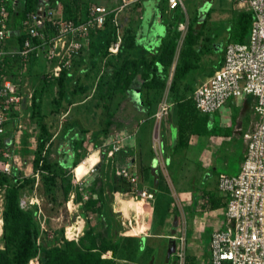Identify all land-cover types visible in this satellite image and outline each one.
<instances>
[{
    "label": "rangeland",
    "instance_id": "374dc122",
    "mask_svg": "<svg viewBox=\"0 0 264 264\" xmlns=\"http://www.w3.org/2000/svg\"><path fill=\"white\" fill-rule=\"evenodd\" d=\"M114 1L117 4L120 2L119 0ZM84 2L87 6L107 5L109 0H85ZM203 4L207 9L200 8ZM184 5L187 16L182 14L181 18L183 21L187 18V23L190 22L188 28H193L194 32L199 33L194 47L206 43L210 50L196 55L191 70L184 78L176 81L175 91L170 90V85L174 66L183 47L181 41L177 45L173 62L168 67V75L162 88L153 89L154 91L150 89L151 91L145 92V90L140 91L139 83L137 86L136 83L131 86V89L139 88V97L142 103L152 98V106V102L156 101V107L150 113L155 112L160 103L166 105L168 102L171 103L174 109L172 116L174 124L178 123L176 101L182 94L191 101L194 87L199 85V81L200 83L202 81L198 80L193 73L195 71L198 73L199 70L209 65V57L206 60L202 59L208 53L214 54L211 61L222 59L225 45L228 42H239L235 38L237 17L241 11L249 10L246 3H240L237 0H184ZM138 8L142 13L139 23L155 21L157 29L161 27L159 37H163L165 29L161 24L163 17H161L159 9L156 11L149 0H136L123 10L129 15V18H132L136 15ZM135 21L136 18L128 24L124 23L121 27L122 33L125 35L137 34V22ZM249 30L250 27L248 33ZM142 32L147 34L151 30L146 25ZM95 41H97L96 37L94 43ZM215 43L221 47L217 54L213 49ZM142 45L139 43L138 47ZM145 47L143 46L142 50L148 51ZM142 50L141 52H144ZM132 53L131 48L124 46L122 53L117 56L109 55L106 52L94 61L90 55H87L84 62L76 63L72 78L66 81L62 94L59 92V83L50 84L43 90L40 98L39 116L48 133L51 134L48 140L50 144L44 154L46 161L52 164L61 157L64 143L70 145L68 138L64 139L67 127L74 126L75 130L80 131L78 134L83 137L78 145L79 151L75 155L76 165L74 167L64 165L63 176L55 178H52L51 171L35 169L32 164L37 151V138L41 131L39 125L36 124L38 117L31 114V98L27 94L32 90V82L37 77L34 73L37 70L44 73L45 69L44 59L37 60L38 65L31 66L30 72L27 71L24 76L25 84L19 91L23 101L21 104L6 107L8 117L9 113H12L16 127H11L3 139H0V179L2 175L17 178L20 206L31 213L33 212V224L43 232L46 242L53 241L55 245L61 246L65 240H76L83 234L84 224L88 222V226L95 229L96 233L108 235L118 243L116 257L110 251L103 253L101 257L114 259L116 264L132 260V255L136 251L137 239L141 235H145L146 244L152 247L150 254L152 251H154L153 254L155 253L154 264H164L163 256L166 251L169 225L176 213L178 215L176 240H179L180 244V239L183 238L184 255L199 254L202 251V256L206 259L210 254L208 245L212 230L216 228L217 223L221 227H224L222 225L225 223L221 212L219 213L223 217L211 209V201L217 196L216 176L222 171L226 173L238 171L245 151L244 134L255 126L257 117L250 108V101L243 103L242 97H238L234 101L230 100L218 112L212 113L213 116L206 114L210 116V130H212L210 135L204 136L207 139L218 138L221 142L220 145L214 144L212 149H208L206 154L213 151L210 158L199 159L190 149L191 156L187 159L194 161L183 162L176 158L174 162L166 163L165 158L170 157L173 152L170 151L169 146H166L164 153L159 149L163 134H168L165 116L159 123H155L153 117L147 118L149 113L139 112L140 104L139 101H136V96L133 99V89L126 92L108 91L102 93L104 85L100 80L104 74L106 61L118 64L123 56ZM250 98L252 97L250 96ZM1 105L0 99V108ZM196 114L200 115L198 112ZM153 128L155 130L154 138L152 136ZM75 130L71 127L69 134ZM133 130L134 136L127 138ZM151 130H153L152 133ZM140 137H144L146 142H152L151 152L152 154L156 153L160 161L157 173L158 184L155 187L149 178V169L143 168L139 163L136 166L139 187L145 185L148 190L153 186L152 189L155 191L154 212H151L149 202L141 199L135 200L130 192L123 191L129 186L121 184L117 174L118 168L122 166L125 159L139 156V151L130 155L128 145L132 140L136 142ZM115 138H123V146L118 151H113L112 148ZM8 140H12L10 145ZM124 147L128 149L126 150ZM110 151H113L111 155H109ZM5 153H8L9 156H5ZM6 161L10 164L9 171L4 170ZM96 166L98 167L96 168ZM192 166H194L193 169ZM73 169L77 173L76 177ZM67 181L69 188L64 195L61 193V185ZM4 189L5 186L0 183L1 227L4 224L3 217H1ZM98 190H102L104 210L106 211L105 216L102 217L103 220L98 221V216L95 213L87 211V218L78 216L81 214L80 205H83L84 201ZM192 194L194 202L191 199ZM202 225L205 230L200 228L197 232V227H202ZM0 232L2 234V229ZM3 251L4 240L0 237V256L4 254ZM146 253L144 254L146 255ZM144 257L143 255L142 258ZM173 258L174 255L170 257L172 261ZM28 264H40L38 257L30 259ZM134 264H145V262L140 259L135 260Z\"/></svg>",
    "mask_w": 264,
    "mask_h": 264
},
{
    "label": "built area",
    "instance_id": "2783aa9c",
    "mask_svg": "<svg viewBox=\"0 0 264 264\" xmlns=\"http://www.w3.org/2000/svg\"><path fill=\"white\" fill-rule=\"evenodd\" d=\"M119 1L113 7L89 5L86 18L76 21L65 17L61 0H36L32 8L23 11L17 23L13 15L22 7L23 0H0V133L9 118L6 107L23 101L19 91L24 87V76L31 60L44 59L42 76L46 81L59 77L63 69L70 70L75 56L83 49L88 50L91 34L104 26L107 17L115 28V38L108 46V53L118 52L122 42L120 12L136 0ZM157 1L167 20L176 11L187 16L184 0ZM237 1L246 3L252 13L248 36L243 42H228L219 67L191 93L193 104L201 114H212L230 100L251 96L257 117L255 126L244 134L245 151L238 171H222L217 175V189L224 198L221 214L225 224L210 234L208 264H264V0ZM200 8L207 9L204 4ZM187 26V18L178 24L181 42ZM19 35H22L20 41ZM6 58L16 66L14 77L7 74ZM31 92L27 94L29 98ZM168 105L169 102L159 104L152 115L155 123L165 116ZM131 135L134 133L127 138ZM122 141L123 138L113 140V151L123 146ZM5 156H9L8 153ZM9 169L10 164L6 161L4 170ZM117 174L130 187L125 193L130 192L135 200L153 202V194L139 187L136 169L121 166ZM180 240L176 245V264H187L183 238Z\"/></svg>",
    "mask_w": 264,
    "mask_h": 264
},
{
    "label": "trees",
    "instance_id": "16d2710c",
    "mask_svg": "<svg viewBox=\"0 0 264 264\" xmlns=\"http://www.w3.org/2000/svg\"><path fill=\"white\" fill-rule=\"evenodd\" d=\"M35 3L36 0H23L22 7L14 12V21L18 23L22 17L23 11L32 8ZM87 9L88 6H86L85 16L81 18L68 14L66 10L64 11V15L66 18L81 21L87 16ZM182 14V11H176L173 13L171 19L167 20L163 13V9L161 10L165 32L163 37L160 38L159 45L155 50H142V46L138 47L139 44L137 42L136 34L125 35V33H122V42L116 54L108 53V46L115 38V28L110 22V17H107L104 26L91 34V42L88 50L83 49L74 57L70 70L63 69L59 77L50 81H46L42 76L43 73L41 70H37V72L34 73L37 77L35 81L32 82L31 114H35V116L38 117L36 119V124L39 125L41 131L37 138L36 156L32 160L35 169L39 168L51 171L52 178L63 176L65 171L64 165L71 167L76 165L75 155L79 151L78 145L83 138L78 134L80 131L75 130L74 126L67 127L66 132L64 133V139L68 138L67 140L70 145L64 143L61 157L52 164L46 161L44 154L50 144V142L48 143V140L50 139L51 134L48 133L46 126L41 122L39 116L40 98L43 90H45L50 84L59 83V92L62 94L66 81L72 78L76 63L84 62L87 55H90L94 61L97 60L102 53L106 52L109 55H120L124 46L131 48L133 53L123 56L118 64L106 61L104 74L100 80L101 84L104 85V87H102V93L108 91L126 92L130 90L132 84L137 81L140 82V91L145 90L146 92L150 89L154 91L153 89L162 88L164 80L168 75V67L173 62L177 45L181 39V31L178 28V24L183 21L181 18ZM251 22L252 13L250 10L241 11L238 14L235 38L239 42L246 40ZM189 23L181 42L183 46L182 50L179 54L178 61L174 66L170 85V90L173 91L176 90V81L184 78L194 66L193 61L196 55L210 50L206 43L194 47L199 33L194 32L193 28L189 29ZM95 37L97 41L94 43ZM20 40H22V35L18 36V41ZM208 41L210 42V40ZM216 44L217 43L214 44L213 49L215 50L218 48L221 50L220 45ZM141 50L144 52H141ZM37 60H39V58L30 61L28 72H30L31 66L37 64ZM5 63L7 64L9 71L7 74L12 77L16 76V66L13 65L14 63L8 58L5 59ZM150 99L152 100V98ZM151 100H145L143 103L141 102L143 107L146 108L145 114L149 113L148 115L154 113H150V111L154 108V104H156V101H154L151 106ZM176 112L178 123L176 124L177 139L173 147L174 150L185 146L190 134H211L212 129L210 130L209 127L210 116L206 114L197 115L196 112L198 111L196 110L192 99L190 101L184 94H182L176 101ZM15 124L12 113H9V118L3 125L4 131L0 133V139H3V136H5L6 132L10 131L11 127H16ZM71 127H73L75 131H72V133L69 134ZM10 141L8 140L9 145ZM127 162L130 161L128 160ZM99 165L101 166L102 164L100 163ZM98 166H96V168ZM119 179L121 184H124L125 186L128 185L121 176H119ZM17 182L18 180L14 176L2 175L0 179V183L5 186L4 202L2 204L3 208H1V217H3L4 224L2 225L3 232L0 235L4 240V254L0 256V264H28L30 259L36 256L38 257L40 264H116L114 259L101 256L103 253L110 251L111 254L116 257L118 243L108 235H100L96 233L95 229H91L92 227L88 226V222L84 224V232L77 240H65L61 246L55 245V242L53 241L46 242L44 240L43 232L33 224V212L31 213L20 206V198L18 194L19 185ZM68 188L69 182L67 181L61 185V193L65 195ZM128 188L123 189V191H129ZM191 199L192 202L195 201L193 194ZM80 206L81 215L86 217L87 211L95 213L98 216V221L103 220L102 217L105 216L106 211L104 210L105 206L102 197V190L96 191L94 195L89 199H86L84 204ZM221 206H223V203L220 198L215 197L212 199L211 209H216ZM145 239L146 237H144V239L140 238L141 244L139 248L136 246L135 254L144 253ZM145 252L150 253V250ZM134 255H132V259ZM135 260H137V258ZM185 262L187 264H198L194 257L190 255L185 257Z\"/></svg>",
    "mask_w": 264,
    "mask_h": 264
},
{
    "label": "crops",
    "instance_id": "0c3cea01",
    "mask_svg": "<svg viewBox=\"0 0 264 264\" xmlns=\"http://www.w3.org/2000/svg\"><path fill=\"white\" fill-rule=\"evenodd\" d=\"M61 1H62V4H63V11L66 10V12L68 14L74 15L77 18H81V17L85 16L86 6H87V4L84 2L85 0H61ZM65 2H66V4H65ZM149 2H151L154 5V8L156 9V11H157V9L160 8V5L158 4L157 0H149ZM107 5L110 6V7H113V6H116L117 3L114 0H109V3ZM125 9H126V7L124 8V10ZM139 9L140 8H138V10H136L137 13H135L136 15H134L132 18H129V15L126 14V12L124 10H122V13L120 12L121 27H122V25H124V23L128 24V22L132 21V19L135 20V18H136L135 22H137V32L138 33L136 35H137L138 44L139 43L143 44L142 47L146 46L145 48L148 49L149 51L155 50L158 47L159 42H160L159 33H160L161 27H158V29H157V26L155 25V21L153 22L151 20H149L148 22H146L144 24H140L139 23V19L142 18V13H141V11ZM159 11H160V9H159ZM124 17H126L125 20H124ZM161 24L164 26L163 21L161 22ZM146 25L149 27V30H151V32H148L147 34L142 32L143 27L146 26ZM164 29H165V26H164ZM215 52H216L215 54H217L218 52H220V50L219 49H215ZM208 57H209V59H208L209 60V65L207 67H205L204 69L199 70L198 73L196 71H195V73H193L198 80L199 79L202 80L201 83L206 81L213 74V71L220 65L221 60H222L220 58L217 61H211V59H213V57H214L213 53H208L202 60H206ZM135 83H136L135 84L136 86H137L138 83L140 84V82H138V81L135 82ZM196 83H198V82H196ZM201 83L199 81V84H201ZM132 89H133V95H134L133 99H135L137 97L136 101H139V104H140L139 106L137 105L138 108H139L138 110H140L139 112L145 114V109L146 108L143 107V105L141 104V100H140V97H139V88L138 89L132 88ZM232 101H234V100H232ZM244 101H247V102L250 101L251 102L250 108L252 109V107H253V98H250V96H247V97L243 98V103H245ZM228 103H229V101L224 106H226ZM154 107H156V104H154ZM218 111H216V112H218ZM216 112H214V113H216ZM252 112H253V109H252ZM176 114H177V112H176ZM199 114H201V113H199ZM253 114H254V112H253ZM152 115L153 114L147 116V118L149 119L150 117H153ZM173 115H174V109L172 108V110H171V125H172V128L170 127L169 122L167 121V118L165 117L166 123H167V127H168V134L164 133L162 141L159 143L160 152L164 153L165 150H166V146H169L170 151L173 152V154L170 157L168 156V157L165 158L166 163H168L169 161L170 162H172V161L174 162L176 158H179L183 162L184 161H189V160L194 161L193 159H189V160L187 159L188 157L190 158V156H191L189 154L190 149L192 150V152L195 153L194 155H196L197 158H199V159H203V158L205 159L206 158V160H207L208 158H210V156L213 155V151L210 152V154H206L208 149H212L214 147V144L220 145L221 142L218 140V138L215 139V140L213 139V137H210L209 139H207L203 134H196V133L190 134L189 137H188V140H187V144L185 146H183L181 148H177L176 150L173 149V147L175 145V142H176V139H177L176 124H174L173 121H172V116ZM210 116H213V115L211 114ZM210 126H211V120H209V127ZM153 130H154V128H153ZM153 130H151V133H152ZM132 133H134V130H133ZM153 135H155V130L153 132ZM133 136L134 135H131L129 138H132ZM152 136H151V140H152ZM151 143H149V141L146 142V139H144V137H140L136 142L134 140H132L129 143V145H128V147H129L128 153L130 155H132L134 152L136 153L137 151H139L140 154L137 157H135V156H132L131 158L128 157L127 160L126 159L124 160V163L122 164V166L126 165V166H130L132 169L133 168L136 169L137 163H139L140 166L142 165L143 168H148L149 169V178L152 180V184H154V187H155V185L158 184L157 183V181H158V178H157L158 174L157 173H158V167H160V165H159L160 161H159V157H157L156 153L152 154L151 147H150L152 145ZM124 149H126V147H124ZM134 150H136V151H134ZM128 160L130 162H127ZM193 168H194V166H192V169ZM141 187L147 189V187L145 185H143ZM152 187L153 186H151V188L148 189V190H150L151 191L150 193L153 194L154 200H153V202L151 201L149 203L151 204V206H150L151 212H154V208H153L154 204L153 203L155 201V191H154V189H152ZM215 188H216V191H217V196L216 197L220 198L221 202L224 205V198L221 195V193H219V191L217 189V176H216ZM120 200H123V199H120ZM222 207L223 206H221L219 208H216V209H212V211H216V212L219 213V212H221V208ZM219 216H222V215L219 213ZM224 224L222 226H224ZM215 225H216V222H215ZM220 227L221 226L219 225V223H217L216 228H220ZM200 228L202 230L203 225H202V227H197V232H198V230ZM216 228H214V229H216ZM203 230H205V228H203ZM140 237H146V236L145 235H141ZM202 253L203 252L201 251L199 254L196 253V254H192L190 256L194 257V259L196 260V262H198V264H208L209 263V257L205 259L202 256ZM165 264H170V263H165ZM195 264H197V263H195Z\"/></svg>",
    "mask_w": 264,
    "mask_h": 264
},
{
    "label": "water",
    "instance_id": "95a60500",
    "mask_svg": "<svg viewBox=\"0 0 264 264\" xmlns=\"http://www.w3.org/2000/svg\"><path fill=\"white\" fill-rule=\"evenodd\" d=\"M125 18L126 17H124V20H125ZM216 49H218V48H216ZM172 108H173V105L169 103V105L166 109V114H165V117L167 118V121L169 122V125L171 128H172V125H171V110H172ZM177 226H178V215L176 213H174L173 219H172V227H171L170 232H169V237H170L169 239H171L172 244H171V246L167 247V250H166V258H167L166 263H170V264H176L177 263V257L175 255L176 254V247H175V239H174V236L176 235ZM1 229H2V227L0 226V231H1ZM141 239H144V237H141ZM172 255H174L173 261H172V259H170V257Z\"/></svg>",
    "mask_w": 264,
    "mask_h": 264
},
{
    "label": "flooded vegetation",
    "instance_id": "af4514ba",
    "mask_svg": "<svg viewBox=\"0 0 264 264\" xmlns=\"http://www.w3.org/2000/svg\"><path fill=\"white\" fill-rule=\"evenodd\" d=\"M78 216H82V217H85V216H83V215H81V214H79ZM171 227H172V221H171V223H170V225H169V232H170V229H171ZM84 228V227H83ZM176 230H177V228H176ZM141 238V237H140ZM140 238H138L137 239V248H139V246H140V244H141V240H140ZM170 237H169V235L167 236V240H166V245H165V250H167V247H169V246H171V244H172V241H171V239H169ZM174 239H175V247H176V245H177V240H176V236L174 237ZM77 240V239H76ZM144 245H145V247H144V253H145V251H147V250H152L151 248V245H147L146 244V239L144 240ZM153 252L154 251H152L151 252V254L149 253V252H147L146 253V255L144 254V253H140V254H138V253H136L135 255H134V257H133V259L132 260H128V261H126V262H124V263H119V264H134V261H135V259L137 258V260H140V259H142L144 262H145V264H154V260H155V253L153 254ZM153 254V255H152ZM145 256L144 258H142V256ZM104 257V256H103ZM166 261H167V258H166V251H165V255L163 256V263L165 264L166 263Z\"/></svg>",
    "mask_w": 264,
    "mask_h": 264
},
{
    "label": "bare ground",
    "instance_id": "6f19581e",
    "mask_svg": "<svg viewBox=\"0 0 264 264\" xmlns=\"http://www.w3.org/2000/svg\"><path fill=\"white\" fill-rule=\"evenodd\" d=\"M73 172H74V175H75V177H76V174H77V173H76L75 169H73Z\"/></svg>",
    "mask_w": 264,
    "mask_h": 264
}]
</instances>
